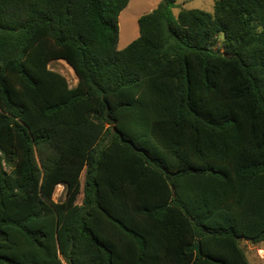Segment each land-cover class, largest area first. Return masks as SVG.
<instances>
[{"label":"trees","instance_id":"obj_1","mask_svg":"<svg viewBox=\"0 0 264 264\" xmlns=\"http://www.w3.org/2000/svg\"><path fill=\"white\" fill-rule=\"evenodd\" d=\"M128 2L0 0V264H252L264 241V0H160L118 49Z\"/></svg>","mask_w":264,"mask_h":264},{"label":"rangeland","instance_id":"obj_2","mask_svg":"<svg viewBox=\"0 0 264 264\" xmlns=\"http://www.w3.org/2000/svg\"><path fill=\"white\" fill-rule=\"evenodd\" d=\"M160 0H129L127 6L121 10L118 17L119 39L117 43L118 49H122L129 42L138 36L137 19L140 15L151 11L157 6ZM214 0H176L171 8V14L177 16L181 8H198L207 12H212ZM50 68L63 74L69 85L74 86L77 83V77L71 68L64 60H54L49 64ZM83 180V174L81 175ZM53 200L58 201L64 198V188L62 185H57ZM82 195L78 196L77 202H81ZM242 248L246 253L247 259L252 264H264V241L259 243H251L249 241H240Z\"/></svg>","mask_w":264,"mask_h":264}]
</instances>
